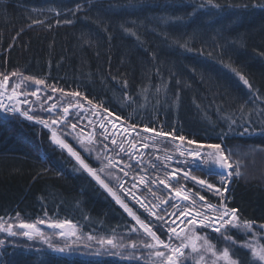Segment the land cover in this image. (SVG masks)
<instances>
[{
  "label": "trees",
  "instance_id": "trees-1",
  "mask_svg": "<svg viewBox=\"0 0 264 264\" xmlns=\"http://www.w3.org/2000/svg\"><path fill=\"white\" fill-rule=\"evenodd\" d=\"M261 4L264 0H212V4L208 0H0V73L18 71L45 80V85L25 81L20 91H24V86L41 89L39 101L30 99L25 110L31 109L30 114L49 123L61 117L63 106L74 104L73 96L52 92L48 87L52 85L67 93L79 92L81 95L76 98L80 104L94 105L101 113H111L129 127L136 125L143 135L149 133H143L141 128L151 126L201 144L219 143L225 151L254 146L260 151L250 157L252 166L249 168V161L243 163L241 175L230 178L223 195L229 207L239 209L241 221H255L258 225L264 223V153H261L264 7L258 6ZM65 19L72 23L65 24ZM35 20L43 23H33ZM185 42L187 47H182ZM229 64L258 93L250 91L226 66ZM16 82L17 77H10L9 86ZM53 103L60 110L51 114L46 109ZM71 124L67 121L54 129L91 167L101 168L105 155L120 161L99 137H94V143H87L84 136L89 131L87 126L80 131L78 126L73 130ZM49 138L41 125L0 112V217L15 218L19 213L24 222L66 220L84 236L90 234L99 239L115 234L126 242L136 240L140 235L130 232L136 226L131 217ZM165 138L171 140L157 138L155 146L175 155V148L162 142ZM176 141L188 148L195 147L186 141ZM161 152L148 149L149 162L159 165L150 169L148 163V171L162 176L159 170L171 173L174 168L185 171L195 168L192 159L165 168L154 158ZM107 163L103 160V164ZM124 163L105 168L109 177L105 169L98 174L167 242L168 224L146 216L119 188L122 180L131 182L137 172L134 166L124 168ZM124 171L129 175L125 176ZM191 174L204 179L206 173L194 170ZM170 183L174 187L183 186L195 200L202 195L206 202H220V196L191 179H184L181 172L177 173V181ZM156 186L152 190L156 196L148 187L142 191L146 200L157 203L160 201L156 197L170 194L159 182ZM161 207L171 208L170 204ZM40 225L49 231L46 224ZM240 233L243 234L238 229H229V234L243 243L247 236L242 239ZM212 234L218 237L216 234L220 233ZM0 239L5 240L0 247V264H153L155 259L142 246L137 248L143 252L137 260L122 259L111 252L124 249H111L94 241H88L87 246L68 247L63 244L65 239L57 238L51 242L65 247L64 252H57L39 238L0 233ZM236 257L240 264H257L249 251ZM186 264H194V260H186Z\"/></svg>",
  "mask_w": 264,
  "mask_h": 264
},
{
  "label": "snow or ice",
  "instance_id": "snow-or-ice-1",
  "mask_svg": "<svg viewBox=\"0 0 264 264\" xmlns=\"http://www.w3.org/2000/svg\"><path fill=\"white\" fill-rule=\"evenodd\" d=\"M209 4H212V0H208ZM215 7H219V5H213ZM255 6V5H254ZM261 7H264V4L258 5ZM77 11L80 10V6H77ZM60 13L57 12V15ZM33 23H43V21L35 20ZM65 24H71V20H64ZM31 25H29L30 27ZM126 31H128L126 29ZM135 35V33H132ZM182 47H187V42H185ZM191 50V49H189ZM227 67L231 68V71H233L241 81L249 88L250 91H253L254 93H258V89H253V85L250 83L248 79L245 78V76L238 71L237 68L232 67L230 64L226 65ZM10 77H17L18 82L14 83L11 88H9V80ZM25 81H32L35 85H45V80L43 79H37L30 75H24L23 73H20L18 71H13L11 74H5L0 73V111H7L12 112L13 114L18 113L19 116L23 117L24 119L28 121H34L37 124L43 125L45 128H50L51 125H58V120L53 118L51 120V124L47 119L40 118L37 115L30 114L31 109L23 110L21 105L23 103H28V101L25 99L24 101L20 100V96L23 95L25 98L28 96L36 97L38 96L39 89L35 90H26V91H20L23 83ZM126 86V82H125ZM48 87L51 89L52 92L60 91L66 96H80L81 94L79 92H71L67 93L64 92L63 89H58L55 86L48 85ZM257 98H260L257 96ZM7 99L10 102L6 104L4 101ZM89 103H92V101H88ZM75 106L76 108H81L82 106L77 103L75 105L68 104L67 106L62 107L63 116L59 117V122L63 123L66 121L67 116L69 115V110ZM57 108V105L53 103L50 107L46 109L48 112H53L54 109ZM111 115V113H109ZM233 124H235V121H232ZM77 125L75 123L71 124V128L75 130ZM101 128H105L104 124L100 125ZM115 127V125H113ZM131 131H135L136 125H130ZM125 132H128L129 129H124ZM141 131L143 133H149L150 135L143 136L142 139L144 141H153L155 142L157 138L161 137H170L172 141H175L179 139L181 142H185L187 145H195L194 148H188V147H182L181 145L175 146V151L179 153L182 157H191L192 163L195 165V168L189 169L187 171L183 169H172L171 173L165 172V178H160L157 176L156 180H153L151 183L155 184L157 181L159 184H162L165 189H168L169 192L173 194L175 198H177L179 201H187L190 199L189 194L183 189V186L174 187L169 182V177L175 178L176 174L178 172L183 173L184 179H191L195 181L197 184L204 186L207 188V190L214 192V194L221 197L220 202L218 204H213L209 202H205L202 205H199V209L197 208V201L195 199H192L190 205H181L180 203H174L170 205V207L174 208L176 211H173L171 213H168V209L164 208L162 211L164 213H167L170 216H176V219L180 220L181 224H184L185 227L181 228V231H177L176 227H173L172 225L176 224V220L169 222L165 220L164 215H158L157 212L153 211L152 209H160L161 204H168L169 199L172 197L170 196L169 199H164L162 197H156L160 201V204H153L151 208L148 207L147 204L144 203V201L135 195V193L130 192V190H125L126 195H130L131 199L135 200L136 203L140 204L142 208H144L146 211H148L152 216H154L156 219L164 221V223L169 224L168 232H169V238L166 242L165 240L161 239V237L157 234L156 231H153L152 227L146 223L144 220L140 218L128 206L127 203L124 202L120 198V196L117 195L116 192L113 191V189L105 183L103 179H101L98 172H103L105 168H111L116 167L118 163H124L123 161H115L112 157H109L107 155L103 156V160H107V164H103V160H101V157L98 155L97 159L101 160L102 167L99 169H94L91 167L88 163L85 162L84 159L81 158V156L78 154L77 151H75L68 143L65 142L64 139H61L55 130L52 131L51 139L53 143L57 144L60 148L66 149L68 154L75 158L77 163L80 165L84 171H86L98 184L101 185L116 201L117 204L120 205L121 208L124 209V211L136 222L137 225L143 231L147 234V237L150 238V240H141V241H131L128 244L123 243V237L117 238L115 234H113L112 237L108 238H99L96 239L93 235H88L86 239L88 241H92L96 239V242L104 245H110L111 249H126L131 248L133 250H136L139 246H142L145 249L150 250L149 256L154 257L153 264H186V260L188 258L189 252L191 254H196V256L193 257L194 264H239V261L237 259L233 258L232 255V249L229 247V244L235 245L239 244L240 247H244L250 250L251 252V258L253 261L258 262V264H264V244L254 243L253 241L246 240L244 243L240 244L232 235L229 234V226L231 228H235L243 232L245 235L247 233H251L252 237L255 239L256 237L264 236V231H257L256 229L264 230V223L256 224L255 221H249V220H243L241 221L238 212L239 209L235 207H229L228 202L226 198L224 197L223 193L224 191H227V188H222L220 186H217L211 182H209L206 179H201L197 176L192 175V171L194 170H200L204 171L206 175H218L221 178V184L226 185L230 182V178L233 175L240 176V170L239 168L234 169L233 163L230 161V153H227L223 150L222 145L219 143L216 144H201L198 143L195 140L187 139L180 135L177 137L173 134L172 131H164L163 128L156 129L151 126H143L141 128ZM248 129L245 128V132H247ZM105 132H107V129L105 128ZM70 134V133H66ZM243 134V133H241ZM139 135V133H137ZM104 139H108V136L105 135ZM81 144H84V140L81 139ZM94 138L92 135L87 136V143L92 144L94 143ZM111 143L113 145L117 144V141L115 138L111 140ZM154 146V145H153ZM136 145L133 143L132 148L134 149ZM142 147L144 149H147L150 147V144L145 142L143 143ZM105 149H107V145H105ZM209 150V151H203V150ZM86 151H91V149L86 148ZM120 152H125V148L123 147V143L119 146ZM131 159H135V154L129 150L127 153ZM155 160L160 161L161 158L159 156L155 157ZM171 160L170 156H165L164 160L161 161V163L164 164V167H168V162ZM143 162V156L141 155V159L136 160L137 164H141ZM186 162V161H185ZM179 163V161H178ZM133 165L129 163H124V168H132ZM150 167L153 169H156L159 167V165L155 162H150ZM123 171V169H120ZM143 170V169H142ZM124 175L128 176L129 173L127 171H124ZM137 177L133 176V180H136ZM140 184L145 185L148 187V190L152 192V188L148 185L147 177L141 176L138 181ZM132 188H136L137 184L133 183ZM120 188L124 189V184H120ZM153 196H156L155 192H152ZM200 201H206V198L204 196H199ZM177 211L179 212V216H177ZM182 218V219H181ZM11 221V222H9ZM40 224H46L48 228L53 229V234H55L56 229H64L65 227L69 228L70 230L68 232L61 231L59 235L61 236H76L77 240H79L81 237L77 236L75 231V226L71 224L70 221H56V220H45V219H37L34 222H24L20 214L17 213L15 218H8L5 219L4 217H0V233H6L7 236L10 237H16L18 235H22L25 237H28L29 239L39 238L44 243L48 245L49 248H53L57 252H64L65 247H59L54 245L51 242V236L49 234H46L43 232L37 225ZM255 225V227H254ZM16 229H23L24 231H18ZM197 229H210L212 232L220 233L221 236H223L225 241H228L229 244H226L222 248H218L217 244L212 242L209 235L205 232H198ZM136 227H131L130 232H137ZM183 233V235H182ZM179 240L180 243L178 245H174L172 243V240ZM202 242V243H201ZM5 240L0 239V247L4 246ZM67 246V245H66ZM87 246V245H85ZM188 249L189 252H186L185 250ZM210 254V256H206L205 254ZM113 255H119L122 259H137L140 260L141 257L135 256L134 253L126 254L123 251H116L111 252Z\"/></svg>",
  "mask_w": 264,
  "mask_h": 264
},
{
  "label": "rangeland",
  "instance_id": "rangeland-1",
  "mask_svg": "<svg viewBox=\"0 0 264 264\" xmlns=\"http://www.w3.org/2000/svg\"><path fill=\"white\" fill-rule=\"evenodd\" d=\"M9 88H11L10 86H9ZM35 89H37V88H31V89H29V88H27L26 86H24V91H26V90H35ZM39 89V92H38V96H36V101H39V98L38 97H40V95H39V93L41 94V89L40 88H38ZM21 90V89H20ZM21 97H24L23 95H21L20 96V100L21 101H24V99H22ZM13 103V102H12ZM27 104L28 103H23L22 105H21V107H22V109L23 110H25V108H26V106H27ZM62 116V115H61ZM71 116V115H70ZM67 121H70L71 123H75L78 127H79V130L81 131V130H83V131H85L86 130V127L84 126V124H86V125H88V126H90L89 125V123L91 122H94V119L93 118H91L90 119V115L89 114H85V115H76V114H72V116L71 117H69V119L67 120ZM58 122H59V119H58ZM81 122V123H80ZM80 123V124H79ZM50 124H51V122H50ZM55 127H57V126H55ZM46 129H49V132H50V134L52 133V131L53 130H55L53 127H52V125H51V129L50 128H46ZM85 129V130H84ZM56 131V130H55ZM57 132V131H56ZM57 135L61 138V139H63L62 137H61V135H60V133H58L57 132ZM85 136V135H84ZM85 138H86V136H85ZM163 143L164 142H169L168 144H171V146H172V148H175V146L177 145V143L176 142H174V141H172V140H170V141H166V140H163L162 141ZM147 143H149V144H151V141H147ZM152 149H159V151H162L161 152V154H168V155H171V157L175 160V162H176V158L172 155V154H170V152H166L165 153V148H163V149H161V148H157V147H155V146H150ZM257 149V148H256ZM205 151H209V150H207V149H205ZM225 151V150H224ZM258 151H260V150H256V151H250V153H257ZM225 152H227V153H230V161L233 163V165H234V169L233 170H235V168H239V170L241 169V166H242V164L243 163H246L247 161H249V159H247L248 158V156H245L244 154L242 155L241 154V152H239V151H236V150H228V151H225ZM176 153V152H175ZM261 153H264V151H261ZM176 154H179L178 152L176 153ZM245 165V164H244ZM248 166H249V168L252 166V164H251V162L249 161V164H248ZM257 167H260V165H256ZM106 170V174L108 175V170L107 169H105ZM99 173V172H98ZM233 176H235V175H233ZM232 176V177H233ZM108 177H109V175H108ZM141 176H139L138 177V180H139V178H140ZM164 177H165V175H164ZM93 179V178H92ZM96 181V180H95ZM100 185V184H99ZM227 185V184H226ZM226 185H223L224 187H226ZM139 185H137V187H138ZM137 187L136 188H133V189H137ZM223 188V187H222ZM131 192V191H130ZM190 196V199L189 200H187V203L186 204H184V205H190L191 204V201H192V199H194V198H192V196L191 195H189ZM218 196V195H217ZM183 206V205H182ZM197 208H198V210H199V206H198V202H197ZM171 209V208H170ZM168 210V213H171V212H173V211H176L174 208H172V210ZM153 211H155V212H157V214L158 215H161V213H162V215H164V217L167 219V221L169 222V224L171 223V221H173V220H176V224H174V225H172L173 227H176L177 228V231L179 232V231H181L180 230V227L178 226V224H179V220L178 219H176V216H170V215H168L167 213H164L163 211H162V207H160V209H155V208H153L152 209ZM200 210H203V209H200ZM161 212V213H160ZM149 215H151L149 212H147ZM146 214V213H145ZM177 216H179V212L177 211V214H176ZM152 216V215H151ZM154 217V216H153ZM133 222H134V224L136 225V226H133V227H136L137 228V232H133V233H135V234H137V235H140V236H138L137 237V239L135 240V241H141L142 240V238L144 237V240H150V238L149 237H147V234L143 231V229H141L140 227H139V225H137L136 224V222L133 220ZM168 224V225H169ZM168 225H165V229H166V231H167V233L169 234V232H168ZM45 226V225H44ZM43 225H37V227H39L43 232H45L46 234H49L50 236H51V240L53 241V240H55V239H57V238H62L61 237V235H59V233H58V231H56L55 230V234H53V229H49V231L47 232L46 230H45V227H44ZM230 227V226H229ZM75 231H76V234H77V236H80L81 238L79 239V240H77V238H76V236H69L68 238H62V239H65L66 241H64L63 242V244L64 245H67L68 247H74V245H87L88 244V240L86 239V237L87 236H84V235H82L80 232H78L79 230L77 229V228H75ZM197 231L198 232H205V233H207L208 235H209V237L211 238V240H212V242H214L215 244H217V247L218 248H222V247H224L226 244H229V242L228 241H225L224 240V238L220 235V234H216V235H218V237H216L215 235H214V237H213V234L212 233H214V232H212L210 229H197ZM216 233V232H215ZM241 234V233H240ZM239 235V234H238ZM242 236V239H243V236H247L246 237V239L244 240V242L246 241V240H248V241H253L254 243H259V244H264V238H262V236H260V237H256L255 239L252 237V236H248V234L247 235H245L244 233L243 234H241ZM239 237H240V235H239ZM222 238V239H221ZM238 239V238H237ZM236 239V240H237ZM241 239V240H242ZM92 241H94L95 243H97L96 241H95V239L94 240H92ZM91 241V242H92ZM238 241V240H237ZM263 241V242H262ZM123 243H125V244H128V243H130V242H126L125 240H123L122 241ZM239 242V241H238ZM243 242V243H244ZM172 243L174 244V245H178L179 243H180V241L179 240H175V239H173L172 240ZM202 243V242H201ZM240 244H242V243H240ZM107 245V244H106ZM107 246H110V245H107ZM139 246V245H138ZM111 247V246H110ZM229 247L232 249V255H233V258L234 259H237L238 260V258L236 257V255L237 254H239V255H243V253H245V251H249L250 252V250L249 249H247V248H244V247H240L239 246V244H235V245H232V244H229ZM119 250H121V249H119ZM186 252H189V250L188 249H186L185 250ZM68 252V251H67ZM124 252L126 253V254H129V253H134V255L135 256H139V257H141L142 256V254L141 253H143L141 250L139 251V250H133V249H131V248H126V249H124ZM206 256L208 255V256H210V254H205ZM194 256H196V254H191L190 252H189V255H188V259L187 260H189V259H192L193 260V257ZM250 256H251V252H250ZM253 262H256V261H253ZM257 264H258V262H256ZM220 264H222V262H220ZM240 264V263H239Z\"/></svg>",
  "mask_w": 264,
  "mask_h": 264
},
{
  "label": "built area",
  "instance_id": "built-area-1",
  "mask_svg": "<svg viewBox=\"0 0 264 264\" xmlns=\"http://www.w3.org/2000/svg\"><path fill=\"white\" fill-rule=\"evenodd\" d=\"M101 124H104L105 128L107 129V132H105V128H101L100 125ZM113 125H115V127H113ZM96 126L97 128L102 132L103 134V137L105 135L108 136V139H106L109 144L111 146H113L117 151L120 152L119 150V146L121 143H123V147L125 148V152H121L122 154L123 153H128V150H129V146H130V139L132 138V134H136V132L134 131H131L129 129L128 132H125L124 129H127L125 128L123 125H121L120 123H117L116 121L112 120V119H109L108 116H104L103 119H98L97 120V123H96ZM115 138L116 141H117V144L116 145H113L111 143V140ZM142 149L143 147L142 146H137V152H133L135 154V159H133L135 162L136 160H139L141 159V155L143 156V152H142Z\"/></svg>",
  "mask_w": 264,
  "mask_h": 264
},
{
  "label": "bare ground",
  "instance_id": "bare-ground-1",
  "mask_svg": "<svg viewBox=\"0 0 264 264\" xmlns=\"http://www.w3.org/2000/svg\"><path fill=\"white\" fill-rule=\"evenodd\" d=\"M9 115H12V116H16V117H19V118H21V119H23V120H25V121H28V120H26V119H24L23 117H21V116H19V114L18 113H16V114H13L12 112H10V114ZM28 122H30V123H35L34 121H28ZM35 124H37V123H35ZM38 125H40V124H38ZM43 128H45L43 125H41ZM46 129V128H45ZM47 131H48V133H49V135H50V141H52V139H51V134H50V132H49V129H46ZM97 134L99 135V138H100V140L102 141V142H106V140L104 139V137H103V135H102V133L100 132V131H97ZM53 142V141H52ZM55 144V143H54ZM55 145H57V144H55ZM56 148H58V149H61V150H63V151H65V152H67V150L66 149H62V148H60L58 145L56 146ZM236 151H239V152H241V154L243 155H245V156H248V158L247 159H249L250 157H252L255 153L253 152V153H250V151L252 150V151H256L257 149L256 148H254V146H245V147H241V148H238V150L237 149H235ZM68 153V152H67ZM117 155L120 157V161H125V158H124V156H123V154L121 153V152H119L118 151V153H117ZM70 157H72L71 155H70ZM155 158V157H154ZM72 159H74L75 160V158L74 157H72ZM120 164H122V163H120ZM139 174H141V175H149V171H146V170H143V171H141V170H138L137 171ZM204 179H206V180H208L209 182H211V183H213V184H215V185H217V186H220V187H224L222 184H221V178L218 176V175H206L205 174V177H204ZM213 204H216V203H213ZM229 229H231V227H229Z\"/></svg>",
  "mask_w": 264,
  "mask_h": 264
},
{
  "label": "water",
  "instance_id": "water-1",
  "mask_svg": "<svg viewBox=\"0 0 264 264\" xmlns=\"http://www.w3.org/2000/svg\"><path fill=\"white\" fill-rule=\"evenodd\" d=\"M76 109V107L75 106H73L72 108H70V110H69V113L71 112V111H73V110H75ZM69 117V115L67 116V118ZM66 118V119H67ZM177 199V198H176ZM58 231H64V232H68L70 229L69 228H67V227H65L64 229H57ZM62 237H64V238H68L69 236H62ZM28 238V237H27Z\"/></svg>",
  "mask_w": 264,
  "mask_h": 264
},
{
  "label": "flooded vegetation",
  "instance_id": "flooded-vegetation-1",
  "mask_svg": "<svg viewBox=\"0 0 264 264\" xmlns=\"http://www.w3.org/2000/svg\"><path fill=\"white\" fill-rule=\"evenodd\" d=\"M182 235H183V233H182Z\"/></svg>",
  "mask_w": 264,
  "mask_h": 264
}]
</instances>
